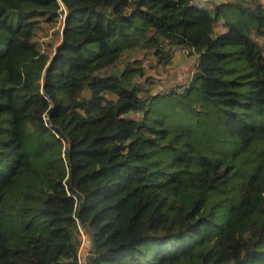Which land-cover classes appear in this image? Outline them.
<instances>
[{"label":"trees","instance_id":"obj_1","mask_svg":"<svg viewBox=\"0 0 264 264\" xmlns=\"http://www.w3.org/2000/svg\"><path fill=\"white\" fill-rule=\"evenodd\" d=\"M221 1L0 0V264H58L64 231L87 264H264V4ZM174 47L198 56L162 95L177 125L147 77ZM62 185L78 208L59 218Z\"/></svg>","mask_w":264,"mask_h":264},{"label":"rangeland","instance_id":"obj_2","mask_svg":"<svg viewBox=\"0 0 264 264\" xmlns=\"http://www.w3.org/2000/svg\"><path fill=\"white\" fill-rule=\"evenodd\" d=\"M221 3L222 1L219 0ZM262 2V1H261ZM264 2V0H263ZM63 20L58 19L54 25L46 22H41V28L37 32L35 42L37 46L43 50L45 45L54 37L55 33H60L63 27ZM225 32V29L218 28L215 30V36ZM62 38V34L60 35ZM172 47L168 48L167 51ZM174 57L172 58L171 65H162L158 69H152L149 72L148 87L151 90V95L155 96L154 104H158L162 110L170 113L171 125H177L182 122L180 114L185 112V107L182 104L170 97H163L169 95L173 89L177 91L184 90L192 81V77L197 69L198 56L195 55L194 50L188 48L174 47ZM193 54V55H192ZM133 57L140 58L141 61L147 66L156 65L158 60L153 55V51L144 48L142 51H136ZM129 60H124L116 70L117 74H121ZM145 78L138 79L139 81ZM147 84V83H146ZM163 95V96H162ZM183 99V98H178ZM130 117L136 118L131 115ZM78 200L71 195L66 185L57 186L50 191V198L47 208L53 213L55 217L62 218L71 212H74ZM81 244L79 250L75 249L74 244L78 242L79 236L76 234L72 238L67 231L62 234V245L60 248L54 250L53 256L58 264H87L88 256L91 249V240L84 232L81 233Z\"/></svg>","mask_w":264,"mask_h":264},{"label":"built area","instance_id":"obj_3","mask_svg":"<svg viewBox=\"0 0 264 264\" xmlns=\"http://www.w3.org/2000/svg\"><path fill=\"white\" fill-rule=\"evenodd\" d=\"M191 5H196V6H204L206 5L207 2L210 0H187ZM184 90L180 91V93H183ZM77 199V198H76ZM78 208V203L77 206L75 207L74 213L76 214ZM81 233L84 235V232L81 231Z\"/></svg>","mask_w":264,"mask_h":264},{"label":"crops","instance_id":"obj_4","mask_svg":"<svg viewBox=\"0 0 264 264\" xmlns=\"http://www.w3.org/2000/svg\"><path fill=\"white\" fill-rule=\"evenodd\" d=\"M262 3L264 4L263 0ZM251 36L254 38V40L260 45V46H264V39H257L256 38V31H252L251 32Z\"/></svg>","mask_w":264,"mask_h":264},{"label":"clouds","instance_id":"obj_5","mask_svg":"<svg viewBox=\"0 0 264 264\" xmlns=\"http://www.w3.org/2000/svg\"><path fill=\"white\" fill-rule=\"evenodd\" d=\"M83 232V231H82Z\"/></svg>","mask_w":264,"mask_h":264}]
</instances>
